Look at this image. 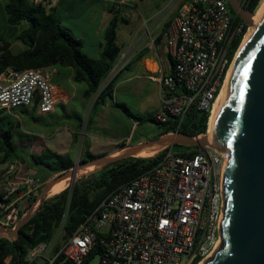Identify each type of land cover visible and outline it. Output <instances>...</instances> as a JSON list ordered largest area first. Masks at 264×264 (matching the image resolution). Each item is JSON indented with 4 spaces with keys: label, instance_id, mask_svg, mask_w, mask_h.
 <instances>
[{
    "label": "built area",
    "instance_id": "obj_1",
    "mask_svg": "<svg viewBox=\"0 0 264 264\" xmlns=\"http://www.w3.org/2000/svg\"><path fill=\"white\" fill-rule=\"evenodd\" d=\"M26 1L47 11L55 2ZM241 2L243 6L245 0ZM125 5L117 1L115 7L128 18ZM169 24L163 43L170 63L160 78L161 107L152 119L180 128L192 112L209 119L251 27L232 11L230 0H185ZM238 40L241 44L232 56ZM128 63L129 54L122 53L108 82ZM57 103V87L46 71L8 67L0 74V108L12 111L36 105L40 113L49 114ZM229 157L211 145L184 154L172 147L165 150L143 175L113 192L59 251L61 228L50 241L29 251L28 264H55L60 257L62 264H84L94 252L99 264H194L198 258L201 264L221 244L223 173ZM18 168L13 161L4 171L6 201L22 188L31 196L42 185L38 176L19 175ZM2 208L0 223L13 230L20 210L13 201ZM98 224L107 228L98 231ZM3 235L0 232V238Z\"/></svg>",
    "mask_w": 264,
    "mask_h": 264
},
{
    "label": "trees",
    "instance_id": "obj_2",
    "mask_svg": "<svg viewBox=\"0 0 264 264\" xmlns=\"http://www.w3.org/2000/svg\"><path fill=\"white\" fill-rule=\"evenodd\" d=\"M1 1L4 2L9 24L18 26L26 23L27 28L21 32L18 38L26 46V50L16 55L8 51L9 45L7 44L0 59V74L8 67L17 70H44L56 65H63L73 68L75 82L87 84L86 98L97 97L91 112L99 105H105L107 100H114L115 78L110 82H108V78L122 54V48L117 44L119 27L122 23H128L126 17L117 11L115 6L112 10L113 17L105 31L102 56L99 59H94L84 52V42L63 27L56 9L47 11L26 0ZM261 2L262 0H245L243 7L255 13ZM169 25L167 24L165 29H168ZM240 44L241 40L234 43L232 56ZM119 106L140 123L143 121L144 118L132 114L126 104H119ZM147 119L154 122L152 116H147ZM90 122L89 119L87 125ZM208 123L207 115L192 112L180 128L176 124L164 126L161 136L171 132H182L191 136L204 135L207 134ZM13 130V125L5 127L0 120V154L5 163L16 160L24 161L16 153ZM75 141L78 142L77 136H75ZM163 154L164 152H161L152 158L131 157L119 160L105 166L102 170L87 175H84L83 170H79L72 191L69 187L65 188L61 182L66 177H70L71 173H69L52 187L49 195L53 193L55 195L46 197L41 203V199L38 197L30 198L28 209L36 207L29 221L20 229L19 238H0V264H7L8 259H10V264H28L29 251L42 242L50 241L61 228V235L56 247V251H59L64 242L75 234L78 227L113 192L143 175L153 164L157 163V160L162 158ZM97 157L87 148L83 155V161L89 162ZM33 159L37 165L53 173H68L75 165L70 156H62L52 151H47L42 156ZM11 201L12 199L4 200L3 194L0 193V216L4 211L2 205H9ZM24 214L25 212L20 210V219ZM94 257H96L95 252L87 258L84 264H88ZM200 261L201 259L198 258L194 264H198ZM62 262L63 257H60L55 264H62Z\"/></svg>",
    "mask_w": 264,
    "mask_h": 264
},
{
    "label": "crops",
    "instance_id": "obj_3",
    "mask_svg": "<svg viewBox=\"0 0 264 264\" xmlns=\"http://www.w3.org/2000/svg\"><path fill=\"white\" fill-rule=\"evenodd\" d=\"M117 1L126 2L124 11L130 15L126 18L128 23H122L119 27L117 44L121 46L119 33L122 32L125 26H134L137 32L135 35L131 33V39L128 43L129 45H127L128 50L122 51V53L129 54V63L122 71H131L122 83L137 81L141 84H151L150 91L146 92V98L147 101L151 98H156L157 106L150 110L141 109L140 113L145 112L148 116H152L161 107L160 78L163 75L164 67H166L167 63H170L168 49L163 43L164 34L167 31L165 28L167 24L179 16V8L185 3V0H55L52 9L57 10L61 22H64L61 19L64 16L70 20V23L65 26L76 38L84 42V52L91 58L99 59L103 53L102 45L105 31L113 17L112 10ZM140 5L143 6L145 12L140 8ZM145 5H153L157 10L152 12L154 8L148 10L144 8ZM132 10H136V16L131 13ZM64 12H66L65 15ZM162 14H168V16H162ZM141 18L144 20L147 30L144 29V24H139ZM26 28V23L11 26L7 16L5 33L8 34H6L8 39H5L4 36L0 37V59L6 50L5 46L7 44L9 45L8 51L16 55L26 50V46L18 39L21 32ZM44 71L50 75L52 82L57 87L58 103L53 112L42 114L36 105L12 111L0 108V120L4 126H14L13 141L16 153L24 160H16L19 164L18 171L21 176L54 174L37 165L33 158L40 157L47 151H52L62 156H70L71 152H75L78 144L75 141V136L79 137L84 127L82 114L83 112L91 111L94 104L92 103L93 98L88 99L85 97V92L88 88L87 84L74 81L73 68L56 65L44 69ZM116 89L117 86L115 92ZM116 104L119 108V104ZM120 104L127 105V103ZM102 107L105 109L107 105L105 104ZM58 108L63 111V115H59ZM128 108L132 114L141 116L139 112H133L129 106ZM75 110H80L78 115ZM126 114L133 120L134 125L131 132L121 139L110 141L106 145L102 142L105 138L98 136L96 133L88 134L86 132V136L89 138L87 148L93 154L96 149H100L102 153L100 156L103 157L119 155L129 147L147 142L140 140L134 144L135 135L133 131L136 126L140 125V122L127 112ZM55 117H57V121L53 119ZM49 118L53 120L49 121ZM98 124L95 123L94 125L99 127ZM98 140L100 141L98 142ZM139 157L152 158L141 153L133 158ZM8 164L3 162V156L0 154V193L3 190V174ZM32 170H36L37 173H33ZM25 193L26 189L22 188L13 196L12 201L25 214H31L33 213V207L28 209L29 199H26L27 195ZM7 264H10V259H8Z\"/></svg>",
    "mask_w": 264,
    "mask_h": 264
},
{
    "label": "water",
    "instance_id": "obj_4",
    "mask_svg": "<svg viewBox=\"0 0 264 264\" xmlns=\"http://www.w3.org/2000/svg\"><path fill=\"white\" fill-rule=\"evenodd\" d=\"M230 5L247 26H253L254 12L246 10L239 0H230ZM205 136L171 132L155 141L132 146L114 157L82 160L75 163L72 171L106 166L136 157L145 150L159 155L175 145L208 147ZM211 139L212 148L228 152L230 157L223 173L222 240L217 252L204 264H264V11L231 71L212 119ZM75 182L73 173L71 191ZM32 215L26 214L13 230L5 229L0 223V232L10 239L19 238L20 229Z\"/></svg>",
    "mask_w": 264,
    "mask_h": 264
},
{
    "label": "rangeland",
    "instance_id": "obj_5",
    "mask_svg": "<svg viewBox=\"0 0 264 264\" xmlns=\"http://www.w3.org/2000/svg\"><path fill=\"white\" fill-rule=\"evenodd\" d=\"M140 8L143 10L142 5H140ZM144 8H147L149 10V9H153L154 6L153 5H149V6L145 5ZM156 10L157 9L154 8L152 10V12L156 11ZM257 11H258V9H257ZM65 13L66 12H64V15H65ZM131 13L136 16V10H132ZM135 16H134V18L137 20V18ZM61 19H62V21H64V22H61L63 27L67 28L65 25L70 23V20L68 18H66L65 16L61 17ZM6 23H7V14H6L5 9H4V2H0V37L4 36L5 39H8V37H7L8 34L5 33ZM141 23L144 24L143 27L145 30H147L146 24L142 18L139 21V24H141ZM131 33L133 35H135L137 33L136 28H134V26H130V27L125 26L122 29V32L119 33V43L121 45L120 47L122 48V51L128 50L127 45H129L128 43L131 39L130 38ZM0 41H1V39H0ZM121 72H123V71H121ZM121 72H119L115 76V83H116L117 89H116V92L114 95V100H110V99L107 100V102H106L107 107L105 109L102 107V105H99L93 112L88 111V112H83V114H82L83 121H84V127H83V130L81 132L82 134L79 135V137H78V142H77L78 144L75 148V152L70 153L72 160L76 164L80 163L83 160L84 152L86 151L88 144H89V138H87L86 132L88 134L96 133L98 136L105 138L104 141H102V142L107 145L110 143V141L121 139V138L125 137L133 129V125H134L133 120L128 117L125 110H123L120 107L118 108L116 103H118V104L127 103V105L132 109L133 112H139V113H140V111H142L141 109L150 110V109H153L154 107L157 106V99L156 98H151L149 101H147V98H146V96H147L146 92L150 91L151 84H146V83L141 84L140 82H137V81H132L129 83H122V81L128 76V74L131 73V71L128 72L126 70L122 74H121ZM79 86H83V85H79ZM141 90L143 92L142 94H141ZM96 99H97V97L94 96L92 103H94ZM57 110H58L59 115H61V114L63 115V111L60 108H58ZM79 112H80V110L79 111L75 110V113L77 115ZM140 114H141V117L144 119L138 127L136 126V128L133 131V134L135 135L134 144L140 140L145 142V141H155L156 139H159V137L161 136V134L163 132L164 126H160L157 123H154V122L148 120L147 119L148 115L145 112H141ZM53 119H55L56 121L58 120L57 117H55ZM53 119L49 118V121H52ZM89 119L91 120V122L89 123V125H87ZM73 121H74V119H73ZM95 123H99L98 124L99 127L97 125L95 126L94 125ZM99 141L100 140H98V142ZM129 148H131V147H129ZM172 148L174 149V152L179 153V154H184L187 151L193 149L190 147L180 146V145H175ZM212 152L215 153L214 150H212ZM94 154L96 156L102 155L100 149H96L94 151ZM154 156H156V155H154ZM139 158H141V157H139ZM104 167H105L104 165H96V166H90V167L84 168L82 170H83L84 175H87V174L102 170ZM70 172H71L70 177L65 176V174H67V173H65V174L54 173V174L38 176L39 179L41 180L42 185L40 186V188L38 189V191L36 193H34L31 196H27L26 199H30L33 197H38L41 199L43 196L51 197V196L55 195V193L49 195L51 193V185L55 182L58 183L59 181H61L65 177H66V179L62 180L61 182H63L62 185L65 188H68L71 184L72 170L69 171L68 173H70ZM60 177H62V179L58 180ZM35 207L36 206H34L32 208V211L35 209ZM9 214H10V212H7L6 216ZM24 217H26V214L23 215V217L21 219H20V217H18L17 222H20ZM13 219H14V217L12 216L11 222L13 221ZM105 228H107L106 225H104V226H101V224L97 225L98 231H100L101 229L104 230ZM11 229H13V225H11ZM3 237L8 238V236L6 234L3 235ZM186 262L187 261H185V263ZM88 264H99V258L94 257V258L90 259Z\"/></svg>",
    "mask_w": 264,
    "mask_h": 264
},
{
    "label": "bare ground",
    "instance_id": "obj_6",
    "mask_svg": "<svg viewBox=\"0 0 264 264\" xmlns=\"http://www.w3.org/2000/svg\"><path fill=\"white\" fill-rule=\"evenodd\" d=\"M263 11H264V0H262V2L260 3V6H259V8H258V11L255 13V15H254V17H253V26L251 27L250 31H249L248 34L246 35V38L244 39V42H243L242 46L240 47V49H239V51H238V53H237V55H236V57H235V59H234V62H233V64H232V66H231V69H230V72H229V74H228V77H227V80H226L225 86H224V88H223V90H222V92H221V94H220V96H219V98H218V100H217L215 106H214V109H213V111H212V114H211L210 117H209L208 131H207V134H206V136H205V140H206V142H207L208 145H213V143H212V139H211V124H212V119H213L214 113H215V111H216V109H217V107H218V104H219V102H220V100H221V97H222V95H223V92H224V90H225V87H226V84H227V82H228V79H229V76H230V74H231V71H232V69H233V67H234V65H235V63H236V61H237V59L239 58V56H240L242 50H243L244 47L246 46V44H247L248 40L250 39V37L252 36L253 31H254V28H255V26L257 25V23H258V19H259L260 15L262 14ZM141 154H142V155H145V156H150V157H152V156H154V155L156 154V152L151 151V150H145V151L141 152ZM114 156H117V155H114ZM114 156H112V157H114ZM78 171H79V170H78ZM78 171H77V172H73V171H72L71 182H72L73 173L75 174V177L77 178ZM219 247H220V245H218V246L216 247L215 251H214L213 253H211L209 256H207V257L203 260V262H202L201 264H204L206 261L210 260L211 257L217 252V250L219 249Z\"/></svg>",
    "mask_w": 264,
    "mask_h": 264
},
{
    "label": "flooded vegetation",
    "instance_id": "obj_7",
    "mask_svg": "<svg viewBox=\"0 0 264 264\" xmlns=\"http://www.w3.org/2000/svg\"><path fill=\"white\" fill-rule=\"evenodd\" d=\"M239 1H240V3L242 4L241 0H239Z\"/></svg>",
    "mask_w": 264,
    "mask_h": 264
}]
</instances>
